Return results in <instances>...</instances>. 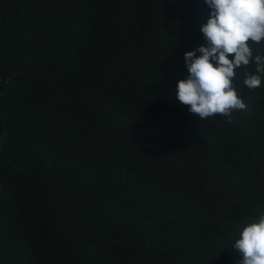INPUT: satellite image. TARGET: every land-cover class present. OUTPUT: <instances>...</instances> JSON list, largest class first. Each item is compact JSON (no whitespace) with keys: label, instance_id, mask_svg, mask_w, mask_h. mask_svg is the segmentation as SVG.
Wrapping results in <instances>:
<instances>
[{"label":"trees","instance_id":"trees-1","mask_svg":"<svg viewBox=\"0 0 264 264\" xmlns=\"http://www.w3.org/2000/svg\"><path fill=\"white\" fill-rule=\"evenodd\" d=\"M209 15L0 0V264H238L264 214V76L249 89L255 65L236 69L231 122L176 99Z\"/></svg>","mask_w":264,"mask_h":264},{"label":"clouds","instance_id":"clouds-1","mask_svg":"<svg viewBox=\"0 0 264 264\" xmlns=\"http://www.w3.org/2000/svg\"><path fill=\"white\" fill-rule=\"evenodd\" d=\"M204 2L210 9L200 28L206 45L184 54L189 75L177 82L176 99L200 119L223 115L231 122L233 111L248 110L234 86L236 69L255 65L254 73H244L249 89L260 87L264 76V55L252 47L264 42V0ZM234 248L238 264H264V214L242 227Z\"/></svg>","mask_w":264,"mask_h":264},{"label":"water","instance_id":"water-1","mask_svg":"<svg viewBox=\"0 0 264 264\" xmlns=\"http://www.w3.org/2000/svg\"><path fill=\"white\" fill-rule=\"evenodd\" d=\"M2 150H3V149H2V148H0V154H1Z\"/></svg>","mask_w":264,"mask_h":264}]
</instances>
